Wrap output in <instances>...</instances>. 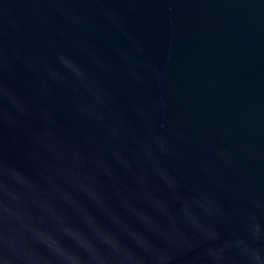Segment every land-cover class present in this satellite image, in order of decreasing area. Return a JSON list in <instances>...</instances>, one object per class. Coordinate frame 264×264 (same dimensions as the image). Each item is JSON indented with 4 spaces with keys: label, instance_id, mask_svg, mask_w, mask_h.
<instances>
[{
    "label": "water",
    "instance_id": "95a60500",
    "mask_svg": "<svg viewBox=\"0 0 264 264\" xmlns=\"http://www.w3.org/2000/svg\"><path fill=\"white\" fill-rule=\"evenodd\" d=\"M0 264H264V0H0Z\"/></svg>",
    "mask_w": 264,
    "mask_h": 264
}]
</instances>
